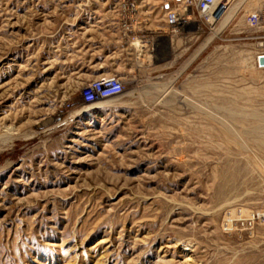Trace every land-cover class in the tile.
Returning <instances> with one entry per match:
<instances>
[{
	"label": "rangeland",
	"instance_id": "rangeland-1",
	"mask_svg": "<svg viewBox=\"0 0 264 264\" xmlns=\"http://www.w3.org/2000/svg\"><path fill=\"white\" fill-rule=\"evenodd\" d=\"M143 1L0 0V264H264V0L84 102L87 12Z\"/></svg>",
	"mask_w": 264,
	"mask_h": 264
},
{
	"label": "crops",
	"instance_id": "crops-1",
	"mask_svg": "<svg viewBox=\"0 0 264 264\" xmlns=\"http://www.w3.org/2000/svg\"><path fill=\"white\" fill-rule=\"evenodd\" d=\"M148 2L149 10L136 8L131 12L122 9L98 8L87 12V28L99 41L96 49L90 47L85 50L84 59L88 65L85 77L96 80L103 77H118L120 75L114 64L120 62L137 67L141 57H153L155 53L161 52V48L167 49L171 55L177 49H183L185 53L192 51L194 46L200 51L201 60L204 62L209 54L211 39L209 23L201 20L194 12L190 16V22L184 27L173 28L167 23V13L162 14V9H176L181 0H144ZM144 3V4H145ZM151 6V7H150ZM156 14H150L151 10ZM95 16V17H93ZM228 24V23H227ZM224 24L220 30L224 31ZM142 48L139 49L137 44ZM182 50V51H183ZM170 57L164 59L169 61Z\"/></svg>",
	"mask_w": 264,
	"mask_h": 264
},
{
	"label": "built area",
	"instance_id": "built-area-1",
	"mask_svg": "<svg viewBox=\"0 0 264 264\" xmlns=\"http://www.w3.org/2000/svg\"><path fill=\"white\" fill-rule=\"evenodd\" d=\"M216 0H181L176 9L169 10L166 16L167 23L173 28L184 27L190 22V16L196 11L199 18L206 23H212L220 20L228 10V4L222 5L221 9L216 12ZM221 5V4H220ZM260 21L259 15L254 14L250 17L249 22L257 25ZM264 55L262 53L260 56ZM258 56V60L260 58ZM125 84L118 77H103L89 82L82 90V97L86 103H95L101 99H109L121 96L125 92Z\"/></svg>",
	"mask_w": 264,
	"mask_h": 264
},
{
	"label": "bare ground",
	"instance_id": "bare-ground-1",
	"mask_svg": "<svg viewBox=\"0 0 264 264\" xmlns=\"http://www.w3.org/2000/svg\"><path fill=\"white\" fill-rule=\"evenodd\" d=\"M221 2H222V0H216V5H215V10H216V12H218L220 9H221V6H222V4H221ZM221 4V5H220ZM222 10H220V12H221Z\"/></svg>",
	"mask_w": 264,
	"mask_h": 264
},
{
	"label": "water",
	"instance_id": "water-1",
	"mask_svg": "<svg viewBox=\"0 0 264 264\" xmlns=\"http://www.w3.org/2000/svg\"><path fill=\"white\" fill-rule=\"evenodd\" d=\"M258 63L260 67L264 68V55L260 56Z\"/></svg>",
	"mask_w": 264,
	"mask_h": 264
},
{
	"label": "trees",
	"instance_id": "trees-1",
	"mask_svg": "<svg viewBox=\"0 0 264 264\" xmlns=\"http://www.w3.org/2000/svg\"><path fill=\"white\" fill-rule=\"evenodd\" d=\"M82 100L84 101L83 97H82Z\"/></svg>",
	"mask_w": 264,
	"mask_h": 264
}]
</instances>
